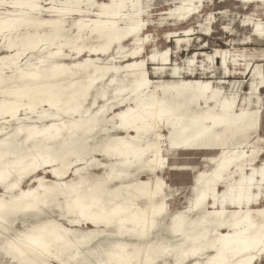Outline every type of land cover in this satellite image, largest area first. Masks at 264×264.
Here are the masks:
<instances>
[{
  "label": "bare ground",
  "instance_id": "bare-ground-1",
  "mask_svg": "<svg viewBox=\"0 0 264 264\" xmlns=\"http://www.w3.org/2000/svg\"><path fill=\"white\" fill-rule=\"evenodd\" d=\"M12 2L15 0H8ZM33 2L41 7L35 11L0 7V20L20 19L11 14L22 13L31 21L15 31L0 30V170L12 164L15 195L32 192L47 196L50 207L39 214H20L11 227L27 230L48 225L58 232L62 239L53 246V264H99L108 259L104 250L115 245L126 248L134 261L148 262L156 259L149 255V245L161 243L171 250L164 257L171 264H212L217 256L213 245L229 235L232 240L224 244L234 264L261 262V252L256 251L253 260V253L244 250L241 234L244 216L249 211L255 215L264 196L252 204L245 202L243 207L231 198L225 203L223 196L226 186L238 195L241 182L250 180L255 181L250 185L253 192H260L261 177L254 179L253 171L258 173L264 163L256 168L260 150L255 144L264 143V139L257 135L261 108L251 106L255 94L249 93L239 105L235 92L224 94L217 87L224 83L181 78L180 67H170L171 79L162 78L173 52L165 49L146 58L140 55L149 41L143 31L148 26L143 15L149 7L141 0ZM215 2L259 4V0H178L169 10L168 21L187 20L204 4ZM70 4L77 7L70 8ZM210 20L211 15L205 19ZM247 20L254 21L246 26L251 25L252 33L262 38L256 31L260 23ZM204 25L200 31L207 32ZM193 32L187 29L181 33L188 37ZM175 37L178 46L187 41L177 32L167 34V38ZM125 43H131L132 48L125 49ZM227 54L216 49L203 56L209 62L221 60L225 69ZM195 56L183 63L189 66ZM149 61L160 66L153 68L159 76L156 81L148 75ZM37 73L40 80L32 78ZM252 74L264 82L259 66ZM53 92L62 101L59 111L42 103L52 99ZM70 105L79 109L74 115L65 114ZM109 143L119 145L121 152L103 155L100 146ZM126 145L134 146L135 151ZM174 154H197L214 163L209 171L196 173L186 206L170 212L166 182L160 175L169 169V157ZM77 168L86 182H106L113 195L106 193L105 200L117 198V203L135 206L134 213L135 208H147V223L142 214H129L126 219L134 223L128 227L135 232L120 234L118 228L94 223L89 217L61 212L55 200L64 201L60 193L65 181L80 179ZM246 170L251 171L249 176ZM178 216L182 226L174 227L181 224L175 220ZM237 219L239 228L230 231L221 226L235 224ZM145 231L147 235H143ZM0 258L7 259L2 253Z\"/></svg>",
  "mask_w": 264,
  "mask_h": 264
},
{
  "label": "rangeland",
  "instance_id": "rangeland-1",
  "mask_svg": "<svg viewBox=\"0 0 264 264\" xmlns=\"http://www.w3.org/2000/svg\"><path fill=\"white\" fill-rule=\"evenodd\" d=\"M141 1L149 7L143 15L148 24L143 28L144 38L147 37L146 40L149 41H146L143 45L140 55L143 54V57L146 58L147 55L149 56L153 52L165 49L172 50V56L169 58L162 74V78L165 80L171 79L170 67H180L183 69L181 78L224 83L217 84V87L224 94L235 92L239 105L249 93L255 94L256 98L251 99V106L255 108L258 104L261 108L260 130L257 135L259 138L264 139V82H262V77L259 76L255 79L252 76L256 66H259L264 74V38L255 36L252 33V26H246L245 24L247 18H252L260 24L264 23V19H262L264 8H261L259 4L243 6L231 2L206 3L200 8L199 12L190 16L187 20L173 23L168 21L169 10L175 7L178 0ZM219 11L222 13L218 14ZM209 15H211V20L205 21ZM203 24L208 28L207 32L200 31V26ZM187 29H193L194 32L191 33V36L185 37L181 32ZM170 32H177V36L187 41L178 46L175 42L178 37L167 38V34ZM130 48H132V44L125 43V49ZM216 49L228 52L225 69L221 67V60L211 59L209 62L203 56L213 54ZM193 56H195L193 63L189 66L183 63L185 60L193 58ZM157 66L159 65L156 61H149L147 64L148 75L153 81H156L159 77L158 74H154L155 71L153 70ZM187 68L192 71V73L190 72L192 75L190 73L186 74L188 72ZM260 82L263 83L261 86L258 85ZM258 88L259 93L256 92ZM255 148L257 151L260 150L256 158V168H258L264 163V152H261V148L264 150V143H256ZM169 163V169L165 170L160 176L166 182L167 208L170 212H174L182 210L186 206L185 201L191 195V183L196 173L209 171L214 161L210 162L206 157H200L197 154H174L169 157ZM246 172L247 176L251 174L249 170H246ZM258 177L257 174L254 179ZM219 190L221 192L223 189L220 187ZM165 222L167 224L169 220ZM16 227L19 228L20 224L17 223ZM0 264H3L1 258ZM258 264H264V258Z\"/></svg>",
  "mask_w": 264,
  "mask_h": 264
},
{
  "label": "snow or ice",
  "instance_id": "snow-or-ice-1",
  "mask_svg": "<svg viewBox=\"0 0 264 264\" xmlns=\"http://www.w3.org/2000/svg\"><path fill=\"white\" fill-rule=\"evenodd\" d=\"M259 6L264 8V0H259ZM0 7H6L11 9H32L35 11L41 7L39 4L33 2V0H15V2L8 3V0H0ZM70 8H75L77 5H68ZM109 7H116V5H110ZM53 11V9H48ZM19 15L20 19H7L0 20V30L15 31L24 24L31 23L30 20L24 18V14L12 13L11 16L15 17ZM264 19V17H262ZM250 22L245 20V24ZM6 26V27H5ZM258 34L264 38V23L256 26ZM32 78L40 80L42 77L40 74H32ZM53 98L42 101L49 107H56L59 111V103L61 98L56 93L50 94ZM78 107L69 106L65 114H75L78 111ZM45 115H51V113L45 112ZM164 116L163 109L161 110V118ZM59 119L60 117H55ZM67 128V124H65ZM131 151H135L134 146H127ZM100 151L103 155L111 156L114 153L121 152L119 145L112 143L101 145ZM142 158V157H141ZM3 159V157H0ZM12 164L8 165L7 170H0V185L3 186V195H0V236H2V245H0V253H2L7 259L3 261V264H53V246L62 239L60 234L49 228L48 225L35 226L27 230H19L11 227L15 217L24 213H35L39 214L44 209L50 207L48 197H41L38 193H21L19 196L15 195L17 190V184L11 181V170ZM77 175L80 176L79 180L75 178L71 181H65L62 185L60 195L65 198L64 201L58 199L56 203H60L61 212L67 210L69 214H78L82 217H89L94 223L109 225L119 229L120 234L125 232H135V228L128 227L129 224L134 221L126 219L129 214H142L145 223H147L148 215L147 208H135L128 207L124 204L116 202L117 198L105 200L104 196L107 193L112 197V193L109 192L106 182L104 180H97L95 182H86L81 169H76ZM259 175L261 177L260 192L254 193L251 184H254V180H250L248 184L244 181L241 182L242 187L239 194L237 195L234 188L225 187L223 193L224 202L227 203L229 198L232 199L233 203L237 201L243 207L244 203L252 204L254 200L259 201L261 196H264V167L259 169L257 173L253 171V175ZM112 177H110L111 179ZM9 193H12L9 195ZM56 194L54 193V196ZM65 204L67 208H65ZM156 215V210L153 209V217ZM241 214H237V217ZM176 221L181 222L180 225L174 224V227L182 226V217H176ZM246 222L244 226V232L241 234L245 237L243 240L244 250L253 253L252 259H255L254 253L256 251L261 252L264 255V206L255 213L248 212L244 216ZM155 224V219H153ZM223 227H228L231 231L233 227H241V221L236 220L235 224H223ZM8 233L7 235H3ZM147 235V232L143 233ZM235 235V233H233ZM233 236H225L221 240H218L213 245V250L217 252V256L213 258L212 264H234L229 258L227 252V246L224 241L232 240ZM170 249L164 246L162 243L153 247L149 245V255H153L156 259L148 262H139L131 259L127 253L126 248L115 245L114 248L105 249L104 255L108 259L102 260L99 264H171V261L165 259L170 254ZM63 264V261H61Z\"/></svg>",
  "mask_w": 264,
  "mask_h": 264
}]
</instances>
